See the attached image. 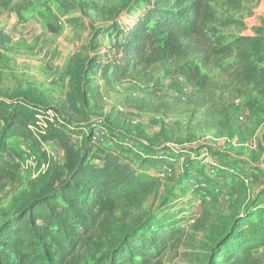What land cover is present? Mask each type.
Masks as SVG:
<instances>
[{
	"label": "trees",
	"instance_id": "trees-1",
	"mask_svg": "<svg viewBox=\"0 0 264 264\" xmlns=\"http://www.w3.org/2000/svg\"><path fill=\"white\" fill-rule=\"evenodd\" d=\"M12 1L0 3L8 5ZM131 2L135 4L130 8ZM210 2L123 3L104 19L101 27L92 30L88 47L98 51L96 56L80 57L70 70L73 93L67 96L66 113L27 90L0 92V188L17 178L18 165L5 158L11 139L20 138L39 151L44 143H57L64 155L61 170L48 168L40 177V186L0 224V264H87L88 259L92 264H153L182 237L181 220L194 219L191 211L186 216L179 215L186 213L184 208L172 210L171 203L178 199L175 191L164 197L157 210L143 217L134 216L159 187L160 170H168L169 165L181 160L183 169L177 189L184 192L183 181L198 176L201 182L191 193L202 200V206L206 204L204 187L216 186L219 178L228 179L229 187L244 181L238 173L244 170L236 168L239 161L214 148L154 146L139 136L142 134L109 126L106 129L91 122L82 126L79 122L87 120L81 105H87L88 95L101 98L97 82L127 83L145 77L156 64L169 63L175 73L202 92L206 77H195L192 66L187 68L192 56L201 53L202 48L207 49L206 55L213 56H230L237 51L242 60L247 49L264 46L260 36H242L227 42L214 33ZM61 4L65 10L84 7L81 1L76 5L74 1L61 0ZM131 11L134 18L122 22L123 15ZM248 67L245 71L253 72L248 70L255 66ZM50 112L54 114L50 116ZM97 128L106 133L110 130L111 135L107 133L102 141L94 135ZM76 135L81 138L80 144ZM209 151L219 163L210 162V171L205 172L199 157ZM214 171L216 175L212 177ZM117 211L123 218L116 216ZM224 233L213 246L207 264H250L255 250L264 248V205L244 208ZM107 242V249L96 255Z\"/></svg>",
	"mask_w": 264,
	"mask_h": 264
},
{
	"label": "rangeland",
	"instance_id": "rangeland-1",
	"mask_svg": "<svg viewBox=\"0 0 264 264\" xmlns=\"http://www.w3.org/2000/svg\"><path fill=\"white\" fill-rule=\"evenodd\" d=\"M70 1L76 5L81 1L84 7L65 10L61 0L0 3V92L27 90L67 112V96L73 93L70 70L80 57L96 56L98 51L88 47L92 30L101 27L104 19L127 0ZM210 3L214 10L212 31L222 39L227 42L242 36L264 39V0ZM131 14L132 11L125 13L121 21L130 22L134 18ZM201 50L192 56L187 68L192 66L191 74L195 77H206L204 91L192 87L169 63L156 64L141 79L111 85L97 82L101 98L96 100L88 95L87 105H81L87 120L76 117L82 126L91 122L106 129L109 126L137 136L142 134L139 136L146 137L143 139L154 146L211 147L238 160L236 168L244 170L238 172L244 181H239L236 187H229L228 179L222 178L216 186L204 187L205 206L191 193L201 182L198 176L183 181L184 192L177 189L183 169L181 160L169 165L168 170H160L159 187L134 216L143 217L157 210L164 197L175 191L178 199L171 203L172 210L184 208L186 213L179 215L186 216L191 211L194 219L181 220L182 237L153 264H207L213 246L231 227L233 219L249 205H264V46L259 50L247 49L242 60L237 51L230 56H213L206 55L207 49ZM248 66H255L248 70L253 72L245 71ZM107 133L111 135L110 130ZM107 133L103 128L94 131L102 141ZM75 140L81 143L77 135ZM41 150L20 138L9 141L5 158L17 164L18 171L14 182L0 188V224L40 186V177L48 168L61 170L64 155L59 145L52 143L47 151ZM32 155L38 163H25ZM199 158L205 164V172L210 171V162L219 163L210 151ZM211 174L215 177L216 171ZM119 214L117 211L116 216ZM120 226L118 223L119 229ZM108 243L96 255L104 252ZM90 260L86 263L92 264ZM250 264H264V248L255 250Z\"/></svg>",
	"mask_w": 264,
	"mask_h": 264
},
{
	"label": "built area",
	"instance_id": "built-area-1",
	"mask_svg": "<svg viewBox=\"0 0 264 264\" xmlns=\"http://www.w3.org/2000/svg\"><path fill=\"white\" fill-rule=\"evenodd\" d=\"M94 135H95V134H94ZM49 145H50V144H48V143H44V144H42L41 149H42L43 151H47ZM25 163H38V159H37V157H36L35 155H32L30 158H28V159L26 160Z\"/></svg>",
	"mask_w": 264,
	"mask_h": 264
}]
</instances>
